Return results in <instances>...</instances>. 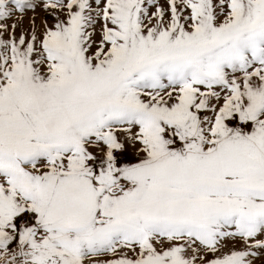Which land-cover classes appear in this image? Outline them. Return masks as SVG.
I'll return each instance as SVG.
<instances>
[{"label": "snow or ice", "instance_id": "6c2138e0", "mask_svg": "<svg viewBox=\"0 0 264 264\" xmlns=\"http://www.w3.org/2000/svg\"><path fill=\"white\" fill-rule=\"evenodd\" d=\"M0 264H264V0H0Z\"/></svg>", "mask_w": 264, "mask_h": 264}, {"label": "rangeland", "instance_id": "374dc122", "mask_svg": "<svg viewBox=\"0 0 264 264\" xmlns=\"http://www.w3.org/2000/svg\"><path fill=\"white\" fill-rule=\"evenodd\" d=\"M25 24H27V20H25Z\"/></svg>", "mask_w": 264, "mask_h": 264}]
</instances>
